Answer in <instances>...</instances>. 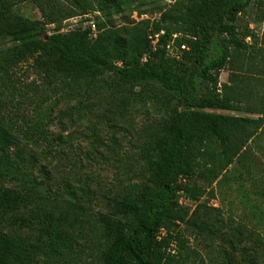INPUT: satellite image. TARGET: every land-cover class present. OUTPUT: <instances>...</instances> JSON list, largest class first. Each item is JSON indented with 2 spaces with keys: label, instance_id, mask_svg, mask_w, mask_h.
<instances>
[{
  "label": "trees",
  "instance_id": "trees-1",
  "mask_svg": "<svg viewBox=\"0 0 264 264\" xmlns=\"http://www.w3.org/2000/svg\"><path fill=\"white\" fill-rule=\"evenodd\" d=\"M75 1L83 13L90 11L89 3ZM131 1L103 0L100 7H126ZM253 2H179L154 24L156 34L164 33L152 45L146 24L121 30L102 22L96 36L91 26L48 34L50 22L15 13L10 0H0V37L20 41L13 52L16 60L38 58L50 78L65 74L95 80L109 75L112 86L130 93L137 88L160 92L170 106L168 116L142 149L141 182L116 197L111 212L100 216L110 239L102 264H182L174 254L163 251L171 240L187 249L181 224L196 237L211 242L219 239L233 250L240 247L241 258L236 264H258L264 258L261 234L230 226L219 208H210L218 212L216 216H203L202 204L191 210L179 201L181 193L195 201L205 193L187 183L200 169L198 144L206 140L219 144L220 149L211 154L212 166L207 168L217 177L242 156L246 143L259 130L261 118L209 110L236 109L235 98L220 92L219 75L231 60L232 49L247 46L248 34L240 36L238 21ZM170 39L178 46L176 55L168 53ZM14 144V135L0 112V264H48L77 245V219L72 218L70 209L82 207L69 200L66 210H40L30 207L31 194L24 188L4 184L12 172L10 151ZM164 230L166 235L161 236ZM246 240L253 242L251 250L241 246Z\"/></svg>",
  "mask_w": 264,
  "mask_h": 264
},
{
  "label": "rangeland",
  "instance_id": "rangeland-1",
  "mask_svg": "<svg viewBox=\"0 0 264 264\" xmlns=\"http://www.w3.org/2000/svg\"><path fill=\"white\" fill-rule=\"evenodd\" d=\"M10 1L13 12L50 22L48 34L87 28L91 22L97 32L102 22L121 30L146 24L155 45L164 33L156 34V21L164 11L187 0H132L129 6L111 8H101L103 0H83L91 6L88 13L75 0ZM238 25L240 36L248 34L247 46L232 49L218 85L221 93L235 98L236 109L209 110L261 118L259 130L246 143L242 156L217 177L207 168L219 144L210 140L198 144L200 169L187 183L205 193L197 201L181 193L179 201L191 210L202 204L203 216H216L218 212L210 208H219L230 226L264 237V0H254ZM19 45L18 40L0 37V112L15 138L10 151L12 172L4 184L24 188L31 194L30 207L40 210H66L69 200L81 205L82 209H70L77 219V245L48 264H102L110 239L100 216L111 212L116 197L141 182L142 149L168 116L170 106L160 92L137 88L130 93L112 86L109 75L95 80L65 74L50 78L38 58L13 57ZM167 50L177 54L174 39L169 40ZM181 229L187 249L171 240L163 251L174 254L182 264H236L240 260V247L233 250L219 239L211 242L196 237L184 224ZM243 245L251 250L253 242L246 240ZM258 264H264V258Z\"/></svg>",
  "mask_w": 264,
  "mask_h": 264
},
{
  "label": "built area",
  "instance_id": "built-area-1",
  "mask_svg": "<svg viewBox=\"0 0 264 264\" xmlns=\"http://www.w3.org/2000/svg\"><path fill=\"white\" fill-rule=\"evenodd\" d=\"M90 25H91V27H92L93 35L96 36V34H97V26H96V24H95L94 22H91ZM183 47H185V46H183Z\"/></svg>",
  "mask_w": 264,
  "mask_h": 264
}]
</instances>
